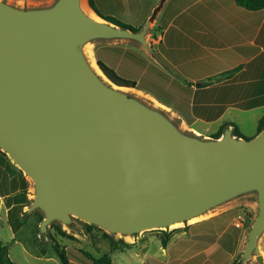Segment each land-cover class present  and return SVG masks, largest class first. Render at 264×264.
Returning a JSON list of instances; mask_svg holds the SVG:
<instances>
[{"label":"water","instance_id":"1","mask_svg":"<svg viewBox=\"0 0 264 264\" xmlns=\"http://www.w3.org/2000/svg\"><path fill=\"white\" fill-rule=\"evenodd\" d=\"M165 0L138 31L116 26L83 0L19 7L0 0V150L33 187L26 213L39 210L40 235L74 218L112 235L188 224L239 197L257 213L234 264H264V126L218 138L183 129L170 112L113 84L87 48L138 45L160 61L148 34Z\"/></svg>","mask_w":264,"mask_h":264},{"label":"crops","instance_id":"2","mask_svg":"<svg viewBox=\"0 0 264 264\" xmlns=\"http://www.w3.org/2000/svg\"><path fill=\"white\" fill-rule=\"evenodd\" d=\"M106 1L114 4L119 1L121 9L126 11L123 14L130 18L134 27H142L159 3V0ZM148 35L150 47L160 61L147 55L138 45L127 42H98L93 55L98 44L134 46L173 78L182 81L185 77L192 81L191 114L194 121L191 124L161 103L181 117L187 131L209 138L223 123L230 122L238 126L244 137L256 135L259 120L264 115V10L249 11L234 0H165ZM229 71L233 73L217 79ZM249 124L257 126L247 133L245 129ZM205 222H197L191 231L171 238L164 262L177 256V251L172 249L177 241L201 244L207 242L208 234H214L216 240L190 257L182 258L178 264L210 263L219 255L220 248L225 256L222 264H232L238 259L242 253L239 254L242 229L231 232L220 244L218 240L228 226L217 234L212 227H198Z\"/></svg>","mask_w":264,"mask_h":264},{"label":"rangeland","instance_id":"3","mask_svg":"<svg viewBox=\"0 0 264 264\" xmlns=\"http://www.w3.org/2000/svg\"><path fill=\"white\" fill-rule=\"evenodd\" d=\"M3 1L19 7H41L53 3L55 0ZM83 4L91 9L87 0H84ZM117 4L121 5L119 1ZM150 38L149 42L151 44ZM95 44H91L90 46L94 48ZM170 112L171 116L181 123L184 129L185 125L181 117L174 111L170 110ZM256 126L255 124H249L245 131L248 133L254 130ZM32 186L31 180L11 161L6 153L0 150V239L8 246L9 257L15 264H60L56 249L65 251L74 250L76 251L75 253L81 250L90 253L95 258H100L109 253L112 258V264H149L146 260V256L148 255L159 258L162 263H168L172 260L181 262L183 260L181 257L182 253L191 246L182 245L177 241L175 243L177 246L174 248L177 251V256H173L171 260L169 259L167 262H164L167 257L165 251L167 244H169L171 238L175 237V235L191 231L195 223L200 221L206 222L199 224V228L212 227V230L217 234L226 226H234L233 223L235 221H241L243 227L241 228L240 254L245 243L246 232L257 213L255 196L246 195L215 208L207 215L201 216L196 222L189 221L190 223L188 224L180 223L165 230H148L133 237L112 235L101 227L90 225L76 218H74L76 223L75 228H70L58 221H53L48 226V234L42 236L38 231L39 224L43 219L42 212L34 210L26 213L27 207L32 201ZM213 236L214 234H208L205 237L207 242L203 243L211 244ZM164 241L166 245H164ZM263 247L264 236L261 240L262 252ZM223 253V250L220 248L219 255L207 264H222L225 259ZM73 259V264H81L80 260ZM248 263L257 264L255 258Z\"/></svg>","mask_w":264,"mask_h":264},{"label":"trees","instance_id":"4","mask_svg":"<svg viewBox=\"0 0 264 264\" xmlns=\"http://www.w3.org/2000/svg\"><path fill=\"white\" fill-rule=\"evenodd\" d=\"M87 1L89 7L102 19L116 26L128 28L132 31H138L141 29V27H134L131 25L130 18L123 14L126 11L121 9L120 5L117 4L118 2L114 4L109 3L106 0ZM234 1L238 6L249 11L264 10V0ZM94 56L104 75L115 85L144 91L145 93L153 96L160 103L177 111L187 121L188 124H191L194 121V118L191 114L192 88L190 85L193 84L192 81L186 79L185 77L182 79V81L173 78L170 74L160 68L143 52L134 46H127L124 44L97 45L94 50ZM233 71L221 74L217 79H223L224 77L233 73ZM228 126H232L234 136L244 137L238 126L230 122L223 123L219 131L213 137H220L223 130ZM263 126L264 115L259 120L257 132H259ZM231 232H239V229L233 225H229L227 230L218 240L220 244H223V239L230 237ZM215 240L216 236L214 235L211 243ZM178 243L191 246L182 253V258H188L208 246V244L205 243L197 244L184 240L178 241ZM164 245H166L165 241ZM175 246H177V244H175L172 249L175 248ZM55 251L59 258L60 264H73V258V260H80L81 264H112V258L109 253L103 255L100 258H95L90 253L81 250L78 252L79 254L75 253L76 251L74 250L65 251L56 249ZM147 262L149 264L179 263V261L176 260L169 261L168 263H162L150 256L147 257ZM234 262L232 264H234ZM0 264H15L9 257L8 246L1 239Z\"/></svg>","mask_w":264,"mask_h":264},{"label":"bare ground","instance_id":"5","mask_svg":"<svg viewBox=\"0 0 264 264\" xmlns=\"http://www.w3.org/2000/svg\"><path fill=\"white\" fill-rule=\"evenodd\" d=\"M83 2H84V0H83ZM84 9H86L87 11H89V13L91 14V16H93L94 18H96V16H95V14L93 13V11L92 10H90L89 8H87L86 7V5H84ZM96 19H98V18H96ZM87 53H88V55H89V57H90V60H91V63H92V65L94 66V68L98 71V72H100L99 70H98V68L96 67V65H95V59H94V55H93V48L91 47V46H88V48H87ZM136 91V90H135ZM136 92H138V91H136ZM138 94H141V96H143V97H145V98H147V99H150L153 103H155L157 106H160V107H162L163 109H165V110H167V111H170V109H168L167 107H165L164 105H162L159 101H157L156 99H154V98H152L151 96H149V95H147V94H145V93H142V92H138ZM197 219H199V218H193V220L191 219L190 221H195V220H197ZM180 223H177V224H175V225H173V226H177V225H179Z\"/></svg>","mask_w":264,"mask_h":264},{"label":"built area","instance_id":"6","mask_svg":"<svg viewBox=\"0 0 264 264\" xmlns=\"http://www.w3.org/2000/svg\"><path fill=\"white\" fill-rule=\"evenodd\" d=\"M234 226H236V227H238V228H242L243 227V224H242V222L241 221H235L234 223Z\"/></svg>","mask_w":264,"mask_h":264}]
</instances>
